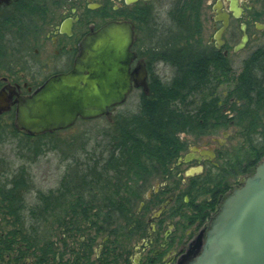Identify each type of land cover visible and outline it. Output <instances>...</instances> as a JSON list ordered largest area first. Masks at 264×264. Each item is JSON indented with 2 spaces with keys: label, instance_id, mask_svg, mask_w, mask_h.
I'll return each mask as SVG.
<instances>
[{
  "label": "flooded vegetation",
  "instance_id": "obj_1",
  "mask_svg": "<svg viewBox=\"0 0 264 264\" xmlns=\"http://www.w3.org/2000/svg\"><path fill=\"white\" fill-rule=\"evenodd\" d=\"M18 1L0 4V264H192L202 251L220 203L252 174L244 162L240 179L229 183L234 170L224 150L227 144L225 137L216 136H227L235 116L247 107L241 106L244 101L234 96L219 98L217 119L210 118L204 130L180 133L184 147L174 161L165 169L137 177L131 204L120 208L122 215L105 219L100 216L103 205L94 200L100 194L84 187L85 193L79 196L73 172L64 173L50 189L44 188L42 175H38L42 148H53L42 144L41 138L64 129L32 135L15 125L19 100L48 78L71 71L81 41L110 20L134 24L130 72L138 63L147 70V88L132 80V90L122 104L133 92L139 93V100L170 82L176 67L161 49L175 38L173 15L188 21V15L181 17L179 12L185 0H173L167 11L169 23H161L154 0L129 4L124 0H69L63 6L59 0H42L36 7H19ZM197 11L201 25L200 18L206 16L214 32L211 46L201 50H211L217 64L233 69L231 56L252 45L238 74L250 59L246 63L253 65L264 91V0H199ZM223 27L219 43L215 34ZM243 34L247 42L235 51ZM161 64L173 68L168 80L161 74ZM122 104L110 109L108 122L137 111L122 110L115 115ZM206 109L204 115L209 117L211 109ZM188 170L190 175L185 174ZM62 185L69 186V206L61 199L62 190L66 191ZM83 198L91 200L89 217L78 211ZM65 206L77 211L73 235L65 229Z\"/></svg>",
  "mask_w": 264,
  "mask_h": 264
},
{
  "label": "trees",
  "instance_id": "obj_2",
  "mask_svg": "<svg viewBox=\"0 0 264 264\" xmlns=\"http://www.w3.org/2000/svg\"><path fill=\"white\" fill-rule=\"evenodd\" d=\"M41 1L19 0L18 6L36 7ZM184 2L179 12L181 17L186 13L188 21L173 15L177 27L175 38H172V42H165L161 49L167 53L168 60L176 67L172 80L165 82L148 95H141L139 107L133 114L118 115L112 119V126L101 133L104 143L98 156L90 155L83 147L87 159L75 161L74 174L78 195L82 196L85 193L82 188L93 187L89 192L100 194V198L96 199L103 202L100 215L104 219L122 215L120 208H126L131 204L136 191L137 177L147 175L152 169H165L174 161L184 147V142L179 137L180 133L206 129L210 118L217 119L220 112L218 107L220 97L216 94H212L207 101L198 102V105L192 97L213 89L210 86L213 85V81L219 76L228 77L232 69L230 66L217 64L218 60L211 50H201L197 43H192L195 35L200 33L197 11L199 0ZM246 62L251 63V60L244 61L245 67L235 78L230 93L231 96L244 101L241 104L247 106L245 111L249 118L264 108V91L261 82L253 73V65ZM206 107L208 111L211 109L209 117L204 115ZM254 134L260 141L250 140L248 149L252 166L264 158V124H253L247 136L252 137ZM51 147L55 148L53 145ZM48 149L52 148H42V154ZM61 189L66 190H62L61 199L69 206L71 203L69 186L62 185ZM79 203L78 211L89 217L88 204L91 200L83 198ZM68 206L63 207L62 214L66 222V231L73 235L72 221L77 211L67 209Z\"/></svg>",
  "mask_w": 264,
  "mask_h": 264
},
{
  "label": "water",
  "instance_id": "obj_3",
  "mask_svg": "<svg viewBox=\"0 0 264 264\" xmlns=\"http://www.w3.org/2000/svg\"><path fill=\"white\" fill-rule=\"evenodd\" d=\"M10 1L0 0V4ZM124 1L129 4L135 0ZM133 28L130 20H110L88 33L71 71L48 78L19 100L16 127L35 135L69 128L79 117L105 116L111 121L110 109L124 102L132 90V80L147 88L144 64L138 63L132 72L129 68L134 58L130 46ZM223 30L215 34L219 43ZM246 40L243 34L235 51L243 48ZM205 238L192 264H264V158L224 197Z\"/></svg>",
  "mask_w": 264,
  "mask_h": 264
},
{
  "label": "rangeland",
  "instance_id": "obj_4",
  "mask_svg": "<svg viewBox=\"0 0 264 264\" xmlns=\"http://www.w3.org/2000/svg\"><path fill=\"white\" fill-rule=\"evenodd\" d=\"M59 1L60 5L63 6V4L68 3L69 0ZM172 2L173 0H154V5L158 8L157 12L160 14L159 17L161 23H169L167 11L171 8ZM200 19L202 21V25L200 23L199 26L200 33L195 35L192 43H197L200 48H206V46H211L209 39L212 37L214 32L211 29V21H209L206 16H203V18ZM195 40L197 42H193ZM251 46L252 45H250L248 49L241 51L239 54L231 56L233 69L229 73L228 77L219 76L217 80L213 81V85H210L213 89H209L208 92L205 93H197L192 97L196 101L197 105L198 102L208 98V96L212 94L220 96L221 99L229 98L231 96L230 92L233 89L235 78L239 75L238 72L240 71L241 61L248 56ZM160 67L162 76L168 80L173 74V68L163 64H161ZM138 97L139 93L133 92L126 100L127 102L118 107L114 111V114L116 115L117 113L122 112V110L136 111L139 103ZM241 106L244 107L243 104H241ZM245 109L243 108L241 113L235 116V122L229 127L227 136H223L222 133L216 134L219 139H223L225 137L224 140L227 145L224 146V150H227L230 166L234 170V173L228 178V181L231 184L235 180L240 179L241 174L239 173V169L242 168L244 162L249 163L247 166V173H249V171L254 172L253 168L255 165L252 166L250 163L251 154L248 148L250 147V140L255 141L257 139V141H260V138H257L256 134L252 137H248L247 134L248 130L252 129L253 124H264V108L260 109L253 117L249 116V118L246 117ZM112 124L113 123L108 122L104 116L90 120L79 119L73 126H69L68 129L60 130L57 133L42 137L41 141L45 142V144L56 147L45 150L38 163V175H42L44 188H53L64 173H74L75 161H85L88 157L83 151L84 148H86V151H88L90 155L98 156L104 143V137L101 136V133L104 129L110 128ZM189 136L190 135L186 137ZM259 162L260 160L256 162V165ZM94 199L95 201H99L96 198ZM100 205H103V202H100ZM67 234L69 235V233ZM70 241L72 240L70 239ZM70 241L67 240L69 243Z\"/></svg>",
  "mask_w": 264,
  "mask_h": 264
}]
</instances>
